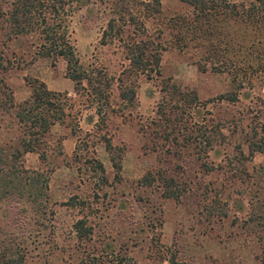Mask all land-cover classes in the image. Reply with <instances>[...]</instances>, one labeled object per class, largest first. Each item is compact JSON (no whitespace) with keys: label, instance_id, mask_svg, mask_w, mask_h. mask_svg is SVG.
Here are the masks:
<instances>
[{"label":"rangeland","instance_id":"obj_1","mask_svg":"<svg viewBox=\"0 0 264 264\" xmlns=\"http://www.w3.org/2000/svg\"><path fill=\"white\" fill-rule=\"evenodd\" d=\"M161 7L162 15L147 21L150 31L159 25L169 26L171 17L191 10L179 0H161ZM96 10L89 15L86 7L74 4L69 18L71 39L84 66H95L116 77L121 69L119 50L100 45L106 17ZM227 29H222L221 47L228 35L233 36ZM249 37L253 39L254 31ZM238 45L236 41L230 44L233 51L229 57ZM26 46L7 45L9 51H17L19 65L8 72L7 79L16 100L29 95V83L35 80L71 99L72 116L54 126L53 151L47 162L41 164L35 153L24 157L27 168L48 169L53 213L47 224L55 231L59 261L70 259L68 243L74 250L83 248L75 244L71 231L80 210L66 205L68 197L75 194L87 197L91 205L86 210L93 226L90 252L113 253L137 264H264V152L249 156L246 142L264 138V72L254 75L251 82L245 80L238 90L228 73L211 68L207 49L198 41L186 48L168 47L162 52L160 75L136 79L134 103L112 98L110 108H104L105 119L99 120L95 104L89 106L82 90L76 94L74 82L65 74L66 62L37 57L33 50H25ZM257 55V50H252L255 63L260 62ZM242 57L250 60L247 53ZM250 63L252 66L253 60ZM165 81L196 91L199 112L211 120L205 123L209 129L222 119L229 122L224 136H218L211 146L203 144L202 148L209 149L207 154L193 144L153 138L155 125L149 122L156 117ZM229 91H240L237 101L217 99ZM103 137L123 151L118 177ZM154 146L158 149L151 150ZM92 159L103 164L105 180L92 168ZM148 172L174 177L177 186L185 189L182 196L165 199L158 183L142 185L139 180Z\"/></svg>","mask_w":264,"mask_h":264},{"label":"trees","instance_id":"obj_2","mask_svg":"<svg viewBox=\"0 0 264 264\" xmlns=\"http://www.w3.org/2000/svg\"><path fill=\"white\" fill-rule=\"evenodd\" d=\"M179 1L189 6L190 12L171 17L169 26L159 25L150 31L147 21L162 15L161 0H0V264H137L130 258L127 261L118 259L113 253L89 251L93 226L86 210L91 205L87 197L79 198L75 194L68 197L66 205L80 210L71 231L75 244L83 248L74 250L73 244L68 243L70 259L58 260L55 231L47 224L49 214L53 213L49 205L48 169L27 168L24 157L27 153H35L41 164L47 162L53 151L54 126L65 123L72 116L68 104L71 99L35 80L29 83V95L17 101L7 80L8 72L19 65L15 61L17 51H9L7 45L12 43L15 48H22L25 44V50L31 49L35 56L52 62L63 59L65 74L74 82L76 94H81L82 90L89 106L95 104L99 120L105 119L104 108H110L112 98L130 105L134 103L136 79L140 75L146 78L160 75L162 52L168 47L181 49L198 41L207 49L206 61L211 68L228 73L238 90L245 80L251 82L254 75L264 72V0ZM74 4L77 8L86 7L89 15L97 11L96 7L105 15L99 43L119 50L121 69L118 76L110 77L101 69L86 67L80 62L69 29ZM225 28L234 33L228 35V42H223L221 47L223 39L220 36ZM251 31H254L253 39L249 37ZM235 41L238 49L229 57L233 51L230 44ZM252 50H257L260 62L255 63ZM242 53L250 56L254 62L252 66ZM161 91L156 117L149 122L155 125L152 126L154 139L193 144L199 152L207 154L209 149L202 148L203 144L211 146L213 140L229 130L227 119L214 123V129L205 126L211 120L199 112L196 91L169 81L164 82ZM239 93L229 91L217 99L235 102ZM103 138L118 177L123 151L107 137ZM246 142L249 156L264 152V138L247 139ZM58 146L61 153L60 142ZM156 149L154 146L151 150ZM240 153L244 156L242 150ZM90 161L92 168L105 180L103 164L96 159ZM202 165L207 167V162ZM139 182L146 186L158 183L156 186L165 199L177 200L185 190L177 186L174 177L162 174L156 177L151 172L144 174Z\"/></svg>","mask_w":264,"mask_h":264}]
</instances>
